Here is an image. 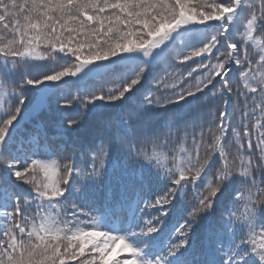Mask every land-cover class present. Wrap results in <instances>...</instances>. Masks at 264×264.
<instances>
[{
	"label": "snow or ice",
	"instance_id": "1",
	"mask_svg": "<svg viewBox=\"0 0 264 264\" xmlns=\"http://www.w3.org/2000/svg\"><path fill=\"white\" fill-rule=\"evenodd\" d=\"M0 264H264V0H0Z\"/></svg>",
	"mask_w": 264,
	"mask_h": 264
},
{
	"label": "trees",
	"instance_id": "2",
	"mask_svg": "<svg viewBox=\"0 0 264 264\" xmlns=\"http://www.w3.org/2000/svg\"><path fill=\"white\" fill-rule=\"evenodd\" d=\"M160 66L162 67L163 65H162V63L160 64ZM99 85H96V84H94L93 83V87H98ZM75 87H77V86H69V88H68V91H69V94H73L74 93V90H75ZM29 127H30V125H29Z\"/></svg>",
	"mask_w": 264,
	"mask_h": 264
}]
</instances>
